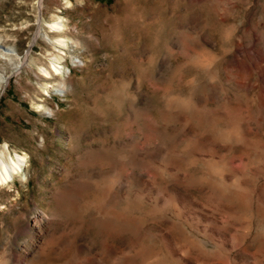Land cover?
Here are the masks:
<instances>
[{"label": "rangeland", "instance_id": "374dc122", "mask_svg": "<svg viewBox=\"0 0 264 264\" xmlns=\"http://www.w3.org/2000/svg\"><path fill=\"white\" fill-rule=\"evenodd\" d=\"M1 152L0 264H264V0H0Z\"/></svg>", "mask_w": 264, "mask_h": 264}, {"label": "bare ground", "instance_id": "6f19581e", "mask_svg": "<svg viewBox=\"0 0 264 264\" xmlns=\"http://www.w3.org/2000/svg\"><path fill=\"white\" fill-rule=\"evenodd\" d=\"M62 22V21H61ZM61 22H56V23H52L49 24V28L51 29L52 32H63L64 29V25ZM59 43H63V40H58ZM65 44H62V46H64ZM54 67V71H56L58 74H61V72L59 71L60 69H62V67H58L56 65L53 64ZM46 78H48L49 73L45 71ZM62 86H65V82L62 84ZM5 153L1 152L0 153V184L3 186H9L10 183L13 182L14 178L18 177L19 174H23V179L25 180L26 176L24 175V170L26 167V159L19 155L16 154L15 158H10V159H6L5 157ZM88 264H93L92 258L91 260L88 262Z\"/></svg>", "mask_w": 264, "mask_h": 264}]
</instances>
